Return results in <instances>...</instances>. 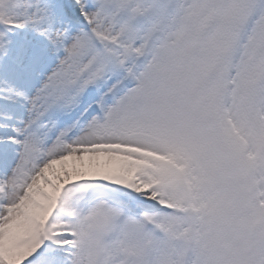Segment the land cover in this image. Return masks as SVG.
I'll return each instance as SVG.
<instances>
[{
    "label": "snow or ice",
    "instance_id": "obj_1",
    "mask_svg": "<svg viewBox=\"0 0 264 264\" xmlns=\"http://www.w3.org/2000/svg\"><path fill=\"white\" fill-rule=\"evenodd\" d=\"M0 264H264V0H0Z\"/></svg>",
    "mask_w": 264,
    "mask_h": 264
}]
</instances>
